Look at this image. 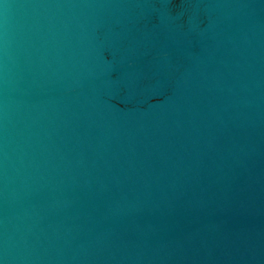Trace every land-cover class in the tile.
Returning a JSON list of instances; mask_svg holds the SVG:
<instances>
[{
    "label": "water",
    "instance_id": "water-1",
    "mask_svg": "<svg viewBox=\"0 0 264 264\" xmlns=\"http://www.w3.org/2000/svg\"><path fill=\"white\" fill-rule=\"evenodd\" d=\"M0 264H264V0H0Z\"/></svg>",
    "mask_w": 264,
    "mask_h": 264
}]
</instances>
